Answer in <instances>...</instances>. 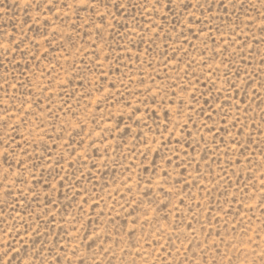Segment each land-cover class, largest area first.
<instances>
[{
	"label": "rangeland",
	"instance_id": "obj_1",
	"mask_svg": "<svg viewBox=\"0 0 264 264\" xmlns=\"http://www.w3.org/2000/svg\"><path fill=\"white\" fill-rule=\"evenodd\" d=\"M0 264H264V0H0Z\"/></svg>",
	"mask_w": 264,
	"mask_h": 264
}]
</instances>
